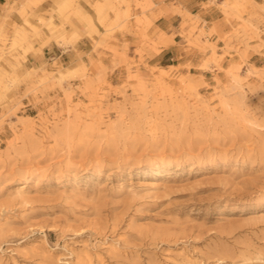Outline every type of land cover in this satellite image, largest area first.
<instances>
[{"label": "rangeland", "instance_id": "1", "mask_svg": "<svg viewBox=\"0 0 264 264\" xmlns=\"http://www.w3.org/2000/svg\"><path fill=\"white\" fill-rule=\"evenodd\" d=\"M41 1L0 17V264H264V0L182 13L177 43L131 0H85L102 33ZM51 42L76 60L28 62Z\"/></svg>", "mask_w": 264, "mask_h": 264}, {"label": "crops", "instance_id": "2", "mask_svg": "<svg viewBox=\"0 0 264 264\" xmlns=\"http://www.w3.org/2000/svg\"><path fill=\"white\" fill-rule=\"evenodd\" d=\"M93 3L95 0H90ZM101 3V0H98ZM121 1V0H120ZM127 1V0H125ZM144 1V0H138ZM152 4L151 7L147 8L145 11H142L141 7L135 6L134 0H131V11L136 13L137 16H141L142 12L151 20V25L148 32H152L154 28L165 33L166 36L173 34L172 41L177 43V40L181 38L178 30L180 24L186 17L183 14H189L191 16L197 15L205 23L210 22L213 19V13L216 12L217 8L213 0H147ZM222 1V0H219ZM7 0H0V17H6L5 7ZM79 7L81 10V15L84 20H86V15L91 18L94 27L99 31H102L101 25L97 22V16L94 10L85 2V0H79ZM207 3H210L211 6L205 7ZM54 8L53 0H42L33 10L35 13H43L46 10ZM125 5L121 4V10H124ZM183 13V14H182ZM75 20V19H74ZM21 21L20 16L17 13V10H13L7 15L6 27H9L12 22L19 23ZM75 22V27L80 31L86 32L85 24L83 22ZM129 31H118L115 32L114 37L118 44L124 42L128 43L129 49H133L134 44L139 42V36L137 34V28L134 20V16L130 18L129 21ZM69 28V27H67ZM71 30V29H70ZM93 38H97L93 34ZM81 52L87 53L92 51V42L91 39L85 34L79 38L74 44ZM170 47H163L160 49V52H163ZM158 53V54H159ZM156 54V55H158ZM155 55V56H156ZM56 60L60 63L74 62L76 58L74 57L70 46L63 47L59 46L54 42H51L49 45L44 46L41 49V53L33 56L32 54L28 55V62L34 66L48 64L51 65L52 62Z\"/></svg>", "mask_w": 264, "mask_h": 264}, {"label": "bare ground", "instance_id": "3", "mask_svg": "<svg viewBox=\"0 0 264 264\" xmlns=\"http://www.w3.org/2000/svg\"><path fill=\"white\" fill-rule=\"evenodd\" d=\"M157 185V183H155Z\"/></svg>", "mask_w": 264, "mask_h": 264}]
</instances>
